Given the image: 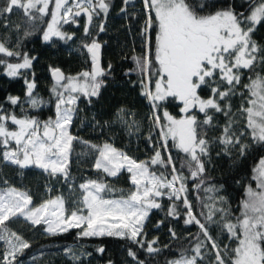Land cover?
<instances>
[{
    "label": "snow or ice",
    "instance_id": "1",
    "mask_svg": "<svg viewBox=\"0 0 264 264\" xmlns=\"http://www.w3.org/2000/svg\"><path fill=\"white\" fill-rule=\"evenodd\" d=\"M215 2L142 0L141 10L145 18L140 35L144 37L145 51L142 55H133L131 59L135 70L146 77V80L140 81L141 94L152 105L150 119L153 128L160 130L162 142L159 147L152 144L155 151L148 160L137 161L112 143L95 144L70 131L78 112L80 96H98L104 85L103 77L112 68L110 63L107 69L102 66V44L95 37L90 43H82L90 58L89 70L65 75L59 67H50L53 79L50 92L55 98L54 118L40 120L29 116L23 107L25 102L32 109L48 103L34 92V79H25V101L12 95L6 98L11 105L21 107V116L6 112L0 105V162L19 169L35 167L51 178L63 177L67 182L71 177L69 168L73 145L80 143L86 151L79 155L95 154V170L117 177L126 169L134 188L125 195L123 189L114 188L103 178H88L79 184V192L69 183L67 196L49 197L35 206L28 190L4 180L0 185V242H3L0 264H16L17 257L31 247L28 240L9 227V223L18 218L33 227L42 226L48 236L76 229L77 239L118 237L138 245L149 256L155 255L161 251L155 247L157 238L147 240L144 229L150 211L162 208L159 200L163 197L171 201L166 213L168 217L179 219L182 206L185 210L184 224H194L199 229L190 254L188 250H181L167 264H198L210 254H214V259L209 264H264V157L252 168L251 180L255 182V187L251 184L244 186L238 215L233 216L228 197L220 194L224 185L205 186L206 164L211 162L206 158L210 157L214 144L221 146L217 156L221 153L231 156L236 150L243 157L253 146L264 147V45L253 39L258 26L264 23V0H245L250 9L247 15L237 12L232 4L213 11ZM133 3L134 0H123L125 7H121L120 12H127V6ZM110 7V0H5L0 6V17L6 18L14 9H19L27 22L34 25L50 15L43 30V41L53 38L68 41L73 39V35L62 30L64 25L78 24L77 18L83 16L86 18L84 35L90 36L94 18L101 13L107 17ZM131 15L135 17L136 13ZM8 26L6 23L5 27ZM15 28L19 31L20 25ZM153 30L154 40L151 36ZM99 31H105L103 20ZM29 35L31 32H24L25 37ZM7 45L8 37L5 36L0 39V55L5 57L0 59V65L4 66L6 75L14 78L21 75L20 70L31 69L36 57L21 52L19 40L14 48ZM10 57L19 58V62H8L6 58ZM245 71L250 75L241 89ZM152 77H156L154 89L150 86ZM202 87L210 88L211 95L207 98L199 94ZM235 96L243 99L233 112L231 99ZM169 97L182 104L180 112L184 115L180 118L167 110L162 117L158 114L161 102ZM193 110L202 113L204 119L198 120L192 114ZM125 111L120 108L118 116L121 122L127 123L124 120ZM217 113L226 118L222 126L214 124ZM240 120L244 121V127L237 129ZM9 121L14 129H10ZM214 127H221V134L209 139L204 129ZM128 128L131 132L132 125ZM244 137H249L251 143L244 141ZM147 139L152 143L151 132ZM169 140L173 142V147L185 154L179 169L170 153L167 159L162 155V151L169 152ZM152 166L163 170L155 171ZM169 167L170 173L167 171ZM184 168H187L188 175L184 174ZM189 180L193 181V190L204 193L203 197H196L200 205L199 215L194 212L193 202L189 199ZM46 188L51 192L50 187ZM163 223L162 220L157 221L155 227L158 229ZM209 225L217 226L221 235L226 233L235 247L229 244L221 246L210 234ZM169 233L176 238L173 228H169ZM96 251L103 253L105 249L101 246ZM64 255L72 264H78L85 254L81 252L78 255L72 246H67ZM127 255L135 264H146L131 248ZM36 259L33 257L34 264ZM108 264L113 262L109 260Z\"/></svg>",
    "mask_w": 264,
    "mask_h": 264
},
{
    "label": "trees",
    "instance_id": "2",
    "mask_svg": "<svg viewBox=\"0 0 264 264\" xmlns=\"http://www.w3.org/2000/svg\"><path fill=\"white\" fill-rule=\"evenodd\" d=\"M5 0H0V6H3ZM111 7L107 17L100 14L94 18L91 27V35H84V18H77L78 24H66L63 31L73 35L72 40L60 41L53 38L51 41L45 42L42 39L43 30L47 26L49 16L43 17L34 25L27 22L23 11L14 9L11 15L0 17V39L8 37V47L14 48L17 40L20 41V51L27 53L30 57H36L33 61L31 69L20 70L21 75L17 77H8L3 65H0V105L6 112H14L17 116H21V107L19 105H11L6 98L9 95L17 96L21 101L26 99L25 79L35 80L36 88L34 92L44 101L48 103L41 105L40 108H29L27 103L23 107L27 109L29 116H35L40 120H46L54 116L55 98L52 96L50 89L53 82L50 78V67H59L65 75H76L91 67L90 58L86 49L82 47V43H90L95 37L102 44L101 63L107 69L108 64L112 65L108 75L103 77L104 85L100 93L96 97L86 98L80 96L77 101L78 112L73 121L70 131L73 135L95 144H102L105 141L112 143L117 149H121L129 156L137 161L148 160L154 153L156 147L160 146L159 129L153 128V122L150 119L153 108L146 97L141 92L142 79L146 77L135 70L136 66L131 59L133 55H142L145 51L144 37L140 35L141 25L144 21V13L142 0H134V3L127 6V12H120L121 7H125L123 0H110ZM232 4L237 12L247 14L249 6L245 0H216V8L228 7ZM135 12L136 16L131 14ZM83 20V23L81 21ZM105 22V31H99L101 21ZM8 23L9 26L5 27ZM81 23V24H80ZM19 24V31L15 26ZM29 31L31 35L25 37L24 32ZM151 36L154 40L155 31ZM259 44L264 45V23H261L253 34ZM0 59H5L0 55ZM8 62H19V58H6ZM131 70V71H130ZM250 73L244 72L240 88L248 82ZM218 78V77H217ZM156 77H152L150 86L153 88ZM199 94L207 98L211 95L210 88L202 87ZM245 95L247 92L245 91ZM243 97L235 96L231 99L232 111L235 112L241 103ZM90 100V102H89ZM124 108V120L121 122L118 116V110ZM164 110H167L173 116L180 118V103L169 97L166 101L161 102L158 114L162 117ZM192 114L197 116L198 120H203L204 115L194 110ZM184 115V114H182ZM135 121V123H133ZM226 118L222 113L215 114L214 124L223 125ZM10 129L15 126L8 122ZM128 125H132L129 132ZM137 125L139 130L137 131ZM244 127V121L240 120L238 128ZM209 139L218 137L221 134V127L204 129ZM152 134V143L147 139L149 133ZM244 141L251 143L249 137H244ZM74 151L70 158L71 173L70 179L66 182L63 177L51 178L43 171L34 167L19 169L18 167L0 162V185L7 180L11 185L18 188L26 189L33 197V204L39 205L48 197H55L59 194L68 195V184L71 183L79 192V184L85 179H101L104 178L106 183L114 188L123 189L127 195L132 189L129 183L130 174L122 171L117 177L104 176L102 172H98L93 168L95 162V154L90 153L87 156L79 155L86 151L80 143H74ZM169 152H163L162 155L167 159L170 153L176 167L179 169L185 154L173 147V142L168 141ZM2 151V149H0ZM221 146L214 144L212 146L209 158L210 163L206 164L205 180L207 184H215L217 186L224 185L221 195L228 197L229 204L233 209V216L239 214V202L244 196V186L252 182V168L258 163L261 157H264V147L253 146L248 152L240 157L238 151L233 150L231 156L221 153ZM233 161H236L234 164ZM155 171H162L158 166H152ZM171 172V167L167 169ZM184 174L188 175L186 168L183 169ZM170 178V176H169ZM240 181V183H236ZM193 181H188L189 199L194 205V212L199 215L200 205L196 197L204 196L202 190L196 191L192 189ZM46 186L51 188V192L47 191ZM162 204L161 209H152L149 218L146 221L145 229L147 240L157 238L155 247L161 249L155 255L149 256L146 251L140 249L138 245L132 244L127 239L118 237H83L77 239V230L72 229L68 233L57 236H48L44 233L42 226H31L30 223L18 218L9 223V227L31 244L29 249L17 257L16 264H34L33 257H37L35 264H72L65 257L64 248L72 246L77 254L83 252L81 261L78 264H108L111 260L113 264H135V261L127 255L129 248L137 252L140 260H145L146 264H167L170 259L179 255L181 250H188L193 245L194 238L199 231L196 225H185L181 206V217L173 219L166 215L171 201L167 197L160 198ZM182 205V202H181ZM71 207V205H69ZM202 219V218H201ZM164 221L157 229L155 227L157 221ZM173 228L176 232V238L169 233V228ZM210 234L218 240L223 246L229 244L235 247V243L228 239L227 234H220V229L215 225H209ZM204 239L203 236L200 237ZM167 245V247H165ZM104 247L103 253L97 252L98 247ZM147 245H145V248ZM210 249V244L208 245ZM3 252V242H0V254ZM43 253V255H41ZM90 254V255H89ZM214 259V254H210L198 264H209Z\"/></svg>",
    "mask_w": 264,
    "mask_h": 264
},
{
    "label": "rangeland",
    "instance_id": "3",
    "mask_svg": "<svg viewBox=\"0 0 264 264\" xmlns=\"http://www.w3.org/2000/svg\"><path fill=\"white\" fill-rule=\"evenodd\" d=\"M248 11H249V10H248ZM247 13H248V12H247ZM246 15H247V14H246ZM81 23H83V20L81 21ZM81 23H80V24H81ZM154 86H155V83H154V85H153V89H154ZM176 101H177V100H176ZM178 102H179V101H178ZM179 103H180V102H179ZM180 107H182V104H181V103H180ZM193 111H194V110H193ZM180 113H181V112H180ZM54 116H55V110H54ZM54 116H53V118H54ZM181 116H182V113H181ZM181 116H180V117H181ZM13 147H14V144H13ZM34 168H35V167H34ZM36 169H37V168H36ZM39 170H40V169H39ZM41 171H42V170H41ZM122 171H126V169H124V170H122ZM122 171H121V172H122ZM186 171L188 172L187 168H186ZM121 172H120V173H121ZM102 174H103L104 176H107V175L104 174V173H102ZM108 177H109V176H108ZM110 178H111V177H110ZM103 179H104V178H103ZM128 180H129V183L131 184V182H130V177H129ZM104 181H105V180H104ZM247 184H251L253 187H255V182H254V181H252V182H250V183H247ZM132 190H134L133 185H132V189H131V191H132ZM55 197H56V196H55ZM48 198H49V197H48ZM48 198H47V199H48ZM52 198H54V197H52ZM36 206H38V205H36Z\"/></svg>",
    "mask_w": 264,
    "mask_h": 264
},
{
    "label": "water",
    "instance_id": "4",
    "mask_svg": "<svg viewBox=\"0 0 264 264\" xmlns=\"http://www.w3.org/2000/svg\"><path fill=\"white\" fill-rule=\"evenodd\" d=\"M86 18L84 17V20H85ZM50 78H51V80H52V82H53V79H52V76H51V72H50Z\"/></svg>",
    "mask_w": 264,
    "mask_h": 264
},
{
    "label": "flooded vegetation",
    "instance_id": "5",
    "mask_svg": "<svg viewBox=\"0 0 264 264\" xmlns=\"http://www.w3.org/2000/svg\"><path fill=\"white\" fill-rule=\"evenodd\" d=\"M81 18H84L83 16H81Z\"/></svg>",
    "mask_w": 264,
    "mask_h": 264
}]
</instances>
